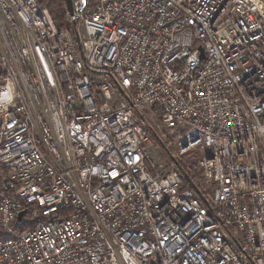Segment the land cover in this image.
<instances>
[{
  "label": "built area",
  "instance_id": "1",
  "mask_svg": "<svg viewBox=\"0 0 264 264\" xmlns=\"http://www.w3.org/2000/svg\"><path fill=\"white\" fill-rule=\"evenodd\" d=\"M71 1L0 0V264H264V0Z\"/></svg>",
  "mask_w": 264,
  "mask_h": 264
},
{
  "label": "rangeland",
  "instance_id": "2",
  "mask_svg": "<svg viewBox=\"0 0 264 264\" xmlns=\"http://www.w3.org/2000/svg\"><path fill=\"white\" fill-rule=\"evenodd\" d=\"M145 117H147L149 121L151 120V116L148 115V112H145ZM156 123L160 124L159 121H156ZM150 124L154 126V130L152 129L151 132L149 131L148 133L150 135L145 145V150L150 159L154 160L156 163H163L166 165L167 163H170V152L171 154H175L176 152V147L174 148L175 150L172 148V145L176 142V137L175 135L172 136L169 129H164L160 125L156 126V124H153L152 122H150ZM153 133H155V135ZM186 158H188L189 164L194 163V160L191 157ZM39 213V207L36 204H31L28 208L27 215L19 221V225L22 226L26 224L28 226H32L36 219L43 218V216ZM0 234H2L1 231Z\"/></svg>",
  "mask_w": 264,
  "mask_h": 264
},
{
  "label": "trees",
  "instance_id": "3",
  "mask_svg": "<svg viewBox=\"0 0 264 264\" xmlns=\"http://www.w3.org/2000/svg\"><path fill=\"white\" fill-rule=\"evenodd\" d=\"M40 3L46 1L47 6L49 9V14L52 15L53 19L55 20V23L57 25H65L67 21V10H66V5L64 1L62 0H37ZM176 165L182 169H184L183 165L180 162H176ZM1 180H0V185H1ZM1 235V234H0Z\"/></svg>",
  "mask_w": 264,
  "mask_h": 264
},
{
  "label": "water",
  "instance_id": "4",
  "mask_svg": "<svg viewBox=\"0 0 264 264\" xmlns=\"http://www.w3.org/2000/svg\"><path fill=\"white\" fill-rule=\"evenodd\" d=\"M64 1L65 5H66V10H67V13H69V15H72V1L71 0H62ZM200 51H201V58H204V51H203V48L202 47H199ZM25 214V210H22L20 211L18 214H17V220L18 221H21L23 215Z\"/></svg>",
  "mask_w": 264,
  "mask_h": 264
}]
</instances>
